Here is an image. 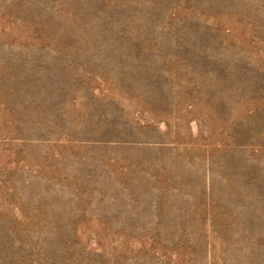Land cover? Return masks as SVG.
<instances>
[{"label": "rangeland", "instance_id": "rangeland-1", "mask_svg": "<svg viewBox=\"0 0 264 264\" xmlns=\"http://www.w3.org/2000/svg\"><path fill=\"white\" fill-rule=\"evenodd\" d=\"M0 264H264V0H0Z\"/></svg>", "mask_w": 264, "mask_h": 264}]
</instances>
